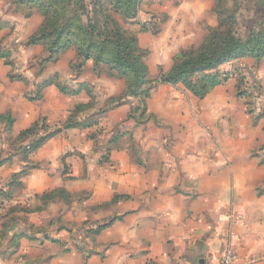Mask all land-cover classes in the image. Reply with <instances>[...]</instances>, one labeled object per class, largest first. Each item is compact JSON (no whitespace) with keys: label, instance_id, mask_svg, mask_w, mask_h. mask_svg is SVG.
I'll use <instances>...</instances> for the list:
<instances>
[{"label":"rangeland","instance_id":"374dc122","mask_svg":"<svg viewBox=\"0 0 264 264\" xmlns=\"http://www.w3.org/2000/svg\"><path fill=\"white\" fill-rule=\"evenodd\" d=\"M259 1L216 0L205 20L188 15L172 23L160 8L158 11L151 6L142 7L141 0H0V108L6 101L3 92L8 98L14 96L13 103L18 96L36 111L45 104L44 93L49 87L66 99L80 93L88 98L87 103L69 110L63 123L51 126L47 116L40 114L20 132L15 131L11 113H0V168L4 164L18 168L7 179L6 193L0 191L5 197L25 195L21 180L40 169L39 149L51 138L38 149L32 148L50 132L64 128L61 133H87L82 151L74 148L61 156V176L63 182L70 183L69 189L60 186L46 198L35 195L29 211L13 206L16 213H24L18 220L32 232L36 227L27 224L26 214L38 216L40 233L34 236L38 235L42 244L48 241L57 252L76 254L83 262L101 260L111 251L117 256V221L128 215L121 213L120 207L130 200L129 195L117 193V162L142 167L147 162L159 166L164 160L167 166L175 165L173 169L181 176L185 162L193 165L199 158L197 151L185 150V145L193 143L194 130H200V138L196 139L197 134L194 137L207 146L202 153L208 159L225 157L226 152L220 148L225 128L259 126L264 120V88L257 71L264 58H235L208 71L226 80L203 98L181 83L160 80L171 72L176 61L202 51L210 30L217 28L220 21L232 20L242 40L251 30H264V10ZM219 5L223 7L220 18ZM53 10L58 11L55 14ZM106 20L114 21L124 38L134 40V58L141 64L138 63L139 68L144 66V73L137 74V78L132 72L121 74L118 64L85 60L75 45L59 48L67 39L73 44L79 40L88 42L95 33L103 32ZM66 21L71 22L69 27H65ZM80 27L88 34L79 31ZM90 28L94 30L92 34ZM109 28L114 30L113 24ZM62 30L64 34H60ZM100 48H105V58L111 56V44ZM124 50L130 51L125 47ZM126 62L133 63L128 58ZM197 77L194 75L192 80ZM112 81H116V86ZM112 89L117 93H112ZM217 96L224 97L225 103H232L237 110L235 102L238 103L247 124L235 117L211 116L209 102L215 103ZM121 107L127 110L125 114L106 126L108 113ZM35 124L32 133L24 132ZM67 159L73 161L75 169ZM9 210L7 215L12 219L16 215ZM98 227L103 230L95 235Z\"/></svg>","mask_w":264,"mask_h":264},{"label":"crops","instance_id":"0c3cea01","mask_svg":"<svg viewBox=\"0 0 264 264\" xmlns=\"http://www.w3.org/2000/svg\"><path fill=\"white\" fill-rule=\"evenodd\" d=\"M141 1L142 7L160 8L175 23L188 15L205 20L216 0ZM260 63L257 76L264 88V61ZM112 84L116 86V81ZM111 92L117 93L115 89ZM3 94L6 101L0 113L15 117L17 132L31 126L40 114L47 116L51 126L63 123L69 110L88 102L84 93L66 99L49 87L44 93L45 104L36 111L20 97L13 103L14 96L9 100L8 94ZM225 102L222 96L209 102L211 116L235 117L247 124L240 105L234 101L237 110ZM126 111L124 107L110 111L104 124L117 122ZM224 131L220 148L225 157L205 159L202 152L207 146L195 140V134L199 139L201 133L194 130L193 143L185 145V150L197 151L199 158L193 165L185 162L181 176L173 169L175 165L167 166L164 160L159 166L147 162L142 167L117 162V193L130 196L120 207L121 213L128 215L117 221V256L111 251L101 260L85 262L76 254L57 252L48 241L42 244L38 235L34 236L40 233L35 213L26 214L27 224L36 227L34 232L18 220L24 213L12 212L16 215L12 219L7 215L6 210L18 205L29 211L35 195L60 186L69 189L70 183L63 182L61 176V156L74 148L82 151L87 133L72 130L51 138L39 149L40 169L21 180L25 195L8 199L0 194V264H220L227 249L235 252L237 264H264V120L256 128ZM67 163L75 169L72 160ZM17 171L9 164L0 168V191L6 193L7 179ZM230 214L235 216L231 222L226 218Z\"/></svg>","mask_w":264,"mask_h":264},{"label":"trees","instance_id":"16d2710c","mask_svg":"<svg viewBox=\"0 0 264 264\" xmlns=\"http://www.w3.org/2000/svg\"><path fill=\"white\" fill-rule=\"evenodd\" d=\"M220 0H217V3ZM83 2V0H81ZM220 4V3H219ZM130 5V4H128ZM218 5V4H217ZM222 6L219 5L217 9V15L220 18L223 10ZM51 11V10H50ZM58 11V10H57ZM53 10V12H57ZM64 11V10H63ZM56 14V13H55ZM49 21V20H47ZM65 27L71 25L70 21L65 22ZM99 22H97L98 24ZM114 30H110L109 25H112ZM235 24L232 20L220 21L219 25L215 29H211L208 36L205 39L204 49L198 53H193L188 58H183L175 62V65L170 73L161 77V82L177 84L181 83L185 88L192 94L199 98H203L210 89L221 85L225 82L226 77H219L216 73H207L210 70L215 69L223 62L235 58L252 56L256 58H264V30L260 29L257 32L252 30L249 32L248 37L242 40L234 30ZM90 27V26H89ZM97 26H95L96 28ZM98 29V28H97ZM83 34H88L87 31L83 30V27L78 29ZM94 30L90 28L92 34ZM103 32L95 33L94 38L87 40L88 42L79 40L77 44H73L71 40H63L65 43L59 46L60 49L64 50L75 45L79 55L85 60H96L98 62L107 65H119L118 70L121 74L125 75L126 72H132L137 78V74L144 73V66L139 68V61L134 58L135 49L134 40L132 38H124L122 33L119 32V28L115 25L112 20H106L103 22ZM64 30L60 34H64ZM103 38V39H102ZM102 39V40H101ZM102 41L99 44L96 41ZM92 41V42H91ZM111 44L112 53L109 58H105V44ZM86 44V45H85ZM125 48H129V52H125ZM99 48V49H98ZM94 49L93 52L91 50ZM130 59L133 63L126 62V59ZM127 63V64H126ZM140 64V63H139ZM141 65V64H140ZM122 69V70H121ZM199 75L195 81L192 80L193 76ZM59 89H61L59 87ZM62 92L65 90L61 89ZM77 93V92H75ZM37 127V124L33 125L25 133H32L33 128ZM44 128V126H42ZM68 127H65L67 129ZM64 128H59L50 132L44 139L40 140L32 150L38 149L48 138H52L61 133ZM24 134V133H23ZM52 192L43 194L39 197L46 198L51 195ZM7 198H12L6 195ZM17 208H10V213L15 212ZM19 211H27L26 208H20ZM103 230V227H98L94 231L95 235H98Z\"/></svg>","mask_w":264,"mask_h":264},{"label":"built area","instance_id":"2783aa9c","mask_svg":"<svg viewBox=\"0 0 264 264\" xmlns=\"http://www.w3.org/2000/svg\"><path fill=\"white\" fill-rule=\"evenodd\" d=\"M226 218L229 222L235 220L234 214H230ZM220 264H237V255L232 249H227L221 258Z\"/></svg>","mask_w":264,"mask_h":264},{"label":"water","instance_id":"95a60500","mask_svg":"<svg viewBox=\"0 0 264 264\" xmlns=\"http://www.w3.org/2000/svg\"><path fill=\"white\" fill-rule=\"evenodd\" d=\"M258 5H260L259 7L264 10V0H260Z\"/></svg>","mask_w":264,"mask_h":264}]
</instances>
